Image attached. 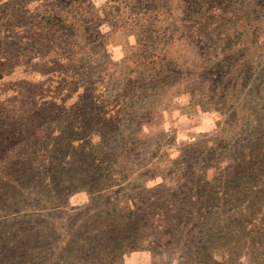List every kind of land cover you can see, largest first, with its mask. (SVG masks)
I'll list each match as a JSON object with an SVG mask.
<instances>
[{
    "label": "trees",
    "instance_id": "obj_1",
    "mask_svg": "<svg viewBox=\"0 0 264 264\" xmlns=\"http://www.w3.org/2000/svg\"><path fill=\"white\" fill-rule=\"evenodd\" d=\"M36 1H0V87L21 67L31 92L47 84L43 104L22 117L49 152L72 150L78 161L62 162L59 176L13 199L32 197L47 209L74 193L87 197L44 216L49 251L41 264H125L140 249H156L164 264H264V63L255 71L264 62V0H146L144 10L138 0L99 8L70 0L56 9ZM174 2L183 15L167 27ZM112 23L137 43L121 63L107 56L100 31ZM171 42L200 57L196 72L169 55ZM196 73L215 89L199 98H212L223 124L181 145L178 184L160 172L165 153L132 170L130 140Z\"/></svg>",
    "mask_w": 264,
    "mask_h": 264
},
{
    "label": "rangeland",
    "instance_id": "obj_2",
    "mask_svg": "<svg viewBox=\"0 0 264 264\" xmlns=\"http://www.w3.org/2000/svg\"><path fill=\"white\" fill-rule=\"evenodd\" d=\"M68 1L70 0H37L36 2L55 3L56 9L57 7L62 8ZM86 1V4L99 8L105 0ZM138 1L140 4L142 2V10L147 8L146 0ZM28 2L30 0L26 3ZM33 4L34 8L36 3ZM140 4L138 7L141 8ZM181 5L178 2L173 3V13L166 20L167 27L182 18ZM100 31L106 44L105 52L111 60L121 63L134 54L137 45L134 34H130L128 30H122L119 25L113 23L102 25ZM166 50L176 63L186 70V74H190V71L196 72L201 65L200 57L195 55L188 45L171 42ZM96 57L93 56L92 59L96 60ZM263 63L261 58L257 59L256 74L263 72ZM128 65L130 69L134 66L130 62ZM25 72V67L14 71L3 79L8 84L0 87V105L5 104L0 107V208H2L0 212V264H41V258L49 251L48 242H43L41 239L49 226V221L44 216L63 209L66 201L69 207L81 206L87 201L84 193H74L65 196L63 201L54 208L45 209L41 203L36 204L37 201H34L32 197H28L29 203L25 198L21 199L18 204L13 199L15 196L23 197L24 194H28L31 187L41 186L44 177L59 176L61 170L58 167L62 162L75 164L78 161L77 154L72 150L64 148L49 152L46 149L44 138L38 137L36 130L29 128L27 119L22 117L26 110H34V108L36 110L40 107L38 104L44 102L40 97H47L50 92L47 84L39 87L40 92H31V87L24 81L23 73ZM197 76L198 73L196 77L184 79L173 89L174 97L170 96L163 100L155 123L141 130L139 141L133 138L130 140L131 143H135H130L132 147L129 162L136 164L132 170L141 171L144 168L142 166L151 159L156 162L162 161V153H165L168 159L159 163L160 172L171 184H178L180 178L175 161L178 157V150L183 147L181 145L193 143L202 135H210L216 128L221 127L225 118L215 111L214 105L210 103L212 98L210 97V100L199 98L201 92H209L205 95L212 96L211 92L214 94L215 89L212 85L205 84L202 77ZM114 85L115 83H113L115 90ZM248 91L250 89L246 90ZM35 102L39 103L34 104ZM35 144L37 147L34 150L28 149V146ZM16 181L18 185L14 188ZM131 185L136 186L137 184ZM148 186H152V183ZM119 189L113 188L114 191ZM37 230L39 232L36 235L34 233ZM35 236L37 240L34 239ZM35 249L38 254H35ZM152 251L154 253L141 249L132 251L126 255L124 262L125 264H164L165 261L156 255L159 251L156 249Z\"/></svg>",
    "mask_w": 264,
    "mask_h": 264
}]
</instances>
